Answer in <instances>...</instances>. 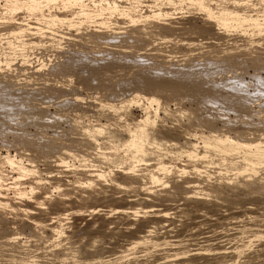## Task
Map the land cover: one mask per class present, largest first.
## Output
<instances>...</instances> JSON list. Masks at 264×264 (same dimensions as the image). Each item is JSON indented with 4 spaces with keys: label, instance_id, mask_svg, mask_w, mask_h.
<instances>
[{
    "label": "rangeland",
    "instance_id": "rangeland-1",
    "mask_svg": "<svg viewBox=\"0 0 264 264\" xmlns=\"http://www.w3.org/2000/svg\"><path fill=\"white\" fill-rule=\"evenodd\" d=\"M61 1L41 5L58 15L46 24L0 0V157L34 150L15 159L37 169L34 183L0 169L19 182L3 193L0 264H264V0H197L214 14L195 0H122L86 18ZM123 116L145 118L150 148L133 168L114 144L133 126ZM217 135L248 143L220 162ZM86 138L103 152L83 166L73 156L91 149Z\"/></svg>",
    "mask_w": 264,
    "mask_h": 264
},
{
    "label": "bare ground",
    "instance_id": "bare-ground-1",
    "mask_svg": "<svg viewBox=\"0 0 264 264\" xmlns=\"http://www.w3.org/2000/svg\"><path fill=\"white\" fill-rule=\"evenodd\" d=\"M49 1H51V0H6V3L5 4H7V8H8V11H6L7 13H11L14 9H15V11L17 10L16 9V7H22V8H24L26 11L25 12H27L25 15H26V17L28 16L29 18L31 17V18H36V23H39V21L41 22H43V23H46V24H52V22L54 23V21H56V20H58V15H56V14H53V13H44V12H42V10H43V8H42V4H45L46 2H49ZM84 1L85 0H62L61 1V3H62V5L63 6H68V5H72L74 8H76V10H82V12H80L81 13V16H82V18H86V17H95V16H97V17H100V15L99 14H101V16H102V13H104L103 11L104 10H110V11H112V13H113V11H115L118 7H120V3H122V0L120 1V0H95V2H96V4H94L93 3V1H91L93 4H94V6H95V9L92 11L91 9H89V8H91V7H86V6H88V5H84ZM88 1V0H87ZM124 1V0H123ZM126 1V0H125ZM125 1H124V4H126L125 3ZM128 1V0H127ZM131 1V0H130ZM196 2H197V4L199 3V1H197V0H195ZM133 2V1H132ZM135 2V1H134ZM138 2V1H137ZM139 2H140V0H139ZM156 2H158V0L156 1ZM194 2V1H193ZM200 2H203V1H200ZM153 3V2H152ZM155 3V2H154ZM86 4V3H85ZM92 4V5H93ZM129 4V3H128ZM127 4V5H128ZM131 4V3H130ZM130 4L128 5V7L130 6ZM207 4V3H206ZM82 5V6H81ZM91 5V6H92ZM134 6H135V4H133ZM132 5V6H133ZM137 5V4H136ZM160 5V4H159ZM201 8H203L204 6H202V5H205L204 3H201V5L200 4H198ZM218 5V4H217ZM122 6V5H121ZM124 6V5H123ZM132 6H130L131 8H132ZM139 6V5H138ZM206 7H205V11H207L208 9L207 8H209V9H211L210 8V6H208V5H205ZM43 7H45L44 5H43ZM80 7H82L83 9H81ZM128 8V9H125L124 11H123V14H128V13H131V8ZM42 10H41V9ZM93 8V7H92ZM161 8V7H160ZM225 8V7H224ZM135 9V8H134ZM159 9V8H158ZM220 9V8H219ZM212 10V9H211ZM14 11V12H15ZM76 12L77 14L79 13V12ZM109 11V12H110ZM117 11V10H116ZM159 11H160V9H159ZM210 10H208V12H207V14L208 13H213V12H209ZM219 11V10H218ZM221 12H222V10H220ZM219 11V13L218 14H220L221 12ZM226 11H228V10H225L224 11V14L226 15H224L223 14V12H222V14H223V17H227V12ZM235 11V9L233 10V11H229V13L230 14H233V16L234 15H238L237 13H239V11L237 12V10H236V12H234ZM6 12H5V16H6V18H7V14H6ZM100 12H102V13H100ZM156 12H158V10L156 11ZM155 11H154V13H156ZM4 13V12H3ZM9 13V14H10ZM13 13V12H12ZM12 13L10 14V15H12ZM9 14H8V16H9ZM111 14V13H110ZM152 14V13H151ZM156 14H158V13H156ZM206 14V15H207ZM214 14V13H213ZM217 14V15H218ZM243 13H241V15H242ZM246 14V13H245ZM3 15V14H2ZM99 15V16H98ZM112 15V14H111ZM221 15V14H220ZM229 15V14H228ZM239 15H240V13H239ZM238 15V16H239ZM241 15H240V17L238 18L237 17V21H242L243 20V22H244V20H248V18L246 17L247 15H245L244 17H241ZM244 15V14H243ZM242 15V16H243ZM4 16V17H5ZM14 16V15H13ZM13 16L12 17H8L7 19H9L10 18V20L13 18ZM17 16H19V15H16V17ZM222 16V15H221ZM21 17V16H20ZM27 17V18H28ZM249 17V16H248ZM0 18H2V17H0ZM6 18H4V19H6ZM18 18V17H17ZM17 18H16V21H18L17 20ZM109 18V17H108ZM222 18V17H221ZM231 18H232V16H231ZM234 18H236V17H234ZM233 18V19H234ZM250 18V17H249ZM228 19V18H227ZM9 20V21H10ZM13 20H15V16H14V19ZM20 21H23V19L21 20V19H19ZM29 20V19H28ZM225 20V19H224ZM230 20V19H229ZM254 20V19H253ZM15 21V22H16ZM222 21V20H221ZM243 22L241 23V24H243ZM259 22V21H258ZM13 23V22H12ZM34 23V22H33ZM224 23H226V22H224ZM15 24V23H14ZM20 24H23L22 22H20ZM45 24V25H46ZM38 25V24H37ZM40 25H42V23H40ZM44 25V24H43ZM12 27V26H11ZM3 28H5V27H3ZM33 29H34V27H33ZM36 29H38V28H35V30ZM7 30V29H6ZM5 30V31H6ZM27 30V29H26ZM3 31V30H2ZM13 31V30H12ZM19 31H22V29L21 30H19ZM14 32H16V30L14 31ZM24 32V31H23ZM22 32V33H23ZM6 33V32H5ZM9 33H10V31H9ZM8 33V34H9ZM13 33V32H12ZM11 33V34H12ZM20 33V32H19ZM30 33V32H29ZM35 33V32H34ZM15 35H17L16 33H15ZM34 34H32V36H33ZM20 36V35H19ZM15 37V36H14ZM13 37V38H14ZM17 37H18V35H17ZM21 37H24V36H22V34H21ZM20 38V37H19ZM29 38V37H28ZM16 39V38H15ZM30 39V38H29ZM32 39V38H31ZM7 40H9V39H7ZM10 41H11V39H10ZM12 41H15V40H12ZM6 42V41H5ZM4 43V42H3ZM7 44V43H6ZM8 44H10V43H8ZM5 45V44H4ZM8 47V46H7ZM8 55V54H7ZM73 60V59H72ZM76 60V59H75ZM88 60V59H87ZM96 66V65H95ZM75 67V66H74ZM86 75V74H85ZM101 77V76H100ZM162 77V76H161ZM181 78V77H180ZM172 80H173V78H172ZM174 81V80H173ZM170 82V81H169ZM98 84V83H97ZM174 84V83H173ZM151 85V84H150ZM169 86V85H168ZM174 86V85H173ZM178 86V85H177ZM127 87V86H126ZM134 87V86H133ZM128 88V87H127ZM140 88V87H139ZM175 88H177V87H175ZM174 88V89H175ZM132 89V88H131ZM143 90V89H142ZM8 92V91H7ZM135 92V91H134ZM138 92V91H137ZM2 93V92H1ZM0 93V94H1ZM138 93H136L135 95H136V97H138L139 98V96L141 95H137ZM134 95V96H135ZM29 96V95H28ZM133 96V95H132ZM131 96V97H132ZM142 97V96H141ZM11 98V97H10ZM6 99V98H5ZM220 100V99H219ZM6 101H7V99H6ZM8 102V101H7ZM229 102V101H228ZM1 103V102H0ZM10 103V102H9ZM8 103V104H9ZM71 103V102H70ZM109 103L110 102H108V105H109ZM125 103V102H124ZM4 104V103H3ZM7 104V103H6ZM102 104V103H101ZM107 104V103H106ZM121 104H123V103H121ZM121 104H119V105H121ZM9 105H11V104H9ZM31 105V104H30ZM39 105V104H38ZM110 105H111V103H110ZM26 107V106H25ZM42 107V106H41ZM120 108H122V107H120ZM117 109V108H116ZM115 107H114V112H113V114L115 113ZM3 110V109H2ZM121 111H122V109H121ZM63 112V111H62ZM116 112H118V110H116ZM119 113L120 114H118V115H121V112L119 111ZM113 114H111L110 116H111V118H110V121H108L107 120V124L108 123H115V122H118V120L116 121L115 119H119L118 117H117V114L115 113L114 115ZM124 117V116H123ZM122 117V118H123ZM126 117V116H125ZM124 117V118H125ZM126 119V121L124 120V119H122V121L124 120V122H122L123 124V130L125 129V128H127V126L129 127V126H132L131 128L132 129H129V130H127L126 132L125 131H123L122 129H118V128H116L117 129V131L118 132H120L121 130L123 131V132H121V133H123L122 135V137L120 136V138L118 139V141L117 140H115L114 138V140H115V142H114V144H115V149L117 148L118 150H120V149H123V151L121 150V152H120V154H119V158H120V162H119V164L120 163H125L126 161H128L129 160V163H128V165L127 166H129L130 168H133L134 167V163H133V161H136V157H137V154L139 153V154H142L145 150H147V149H149L150 148V146H149V148H146L147 146H146V138H142L141 139V137L142 136H147V134H144V132H143V134H141V132H140V130H139V128H140V126L145 122V118L143 119V120H137L136 118H130V117H128L127 116V118H125ZM11 120V119H10ZM115 121V122H114ZM114 125V124H113ZM96 126V129L97 130H100L101 128H104L106 125L105 124H99V125H95ZM108 126V125H107ZM91 127H93V125H91ZM44 128V127H43ZM88 128H89V126H88ZM94 128V127H93ZM86 129V128H85ZM91 128H89L88 130H90ZM95 129V128H94ZM115 129V130H116ZM11 130V129H10ZM43 130V129H42ZM93 130V129H92ZM126 130V129H125ZM111 131L112 130H110V133H111ZM88 132V131H87ZM113 133L112 134H114V135H116L117 133L114 131V129H113V131H112ZM91 134H89V136H90ZM5 136V135H4ZM93 136L94 135H92V138H93ZM91 137V136H90ZM95 137V136H94ZM102 138H103V140H106V141H114L112 138H109V137H106V136H102ZM18 139V138H17ZM87 139V138H86ZM97 140H98V137L96 138ZM96 139H92V141H90L91 140V138H90V140H86L87 141V144L89 143V145H86V143H83V144H85L86 146H85V148L88 146L89 148H91V149H88V148H86V150L88 151V150H90L88 153H87V151L86 152H83V153H85V154H83V155H81V154H79V153H75V155L73 156V158L75 157V158H77V159H79V161L81 162V164L83 165V166H85L84 164H86L85 162L86 161H88V163L93 159L92 158V156L95 154V152H93L94 150L96 151V154H95V156L98 154V152L100 151V149L98 148V144H97V140ZM160 139H162L161 137L159 138V137H157V140L156 139H154V142H159L160 141ZM221 139H223V136H221V135H217L215 138H213L212 140H210V146H211V149H212V151H214L215 149H219V151H220V154H219V152H218V154L220 155V158H219V160H220V162L222 161H224L226 158H228V154H229V152L232 150V151H236V150H242L243 148H245V146H246V143H248V141L247 140H241V142H239V144L238 145H223L220 141H221ZM59 140V139H58ZM117 141V142H116ZM21 142V141H20ZM151 142V141H150ZM19 144V143H18ZM113 144V145H114ZM25 146V145H24ZM110 147H113V146H111V145H109ZM119 146H121L120 147V149H119ZM191 146V145H190ZM190 146H189V148H190ZM21 147H23V145L21 146ZM114 147L113 148H111V149H113L112 151H114L115 149H114ZM126 147V148H125ZM153 148H157V147H155V146H152ZM194 147V146H193ZM26 148V147H25ZM28 148V147H27ZM107 148H108V146H107ZM159 148V147H158ZM31 149H34V148H31ZM97 149L99 150L98 152H97ZM106 149V148H105ZM110 149V148H109ZM164 149V148H163ZM166 149V148H165ZM214 149V150H213ZM92 150V151H91ZM118 150H116L117 152H118ZM151 150V149H150ZM192 150H195L194 148L192 149H190V150H186L187 152H189V153H194V151H192ZM24 151H27V150H25L24 149V147L23 148H20V146H19V148H16L15 147V154H10V152L8 151L7 152V154L4 156V157H0V169L2 168V169H4L3 167H4V163H8V164H10L11 165V167L13 166V167H16L17 169H15V170H18V177H17V179H19V178H27L28 179V182H30V183H34L35 182V179H37V177H36V173H37V169H36V167H32L31 165H29L28 167H26V166H22L21 164H20V160L18 161V160H16L15 159V155L17 154V153H19L20 154V156L21 155H25L26 154V156H27V159L28 160H32L34 157H36L35 156V151L33 150V151H31L30 150V152H28V153H24ZM84 151H85V149H84ZM152 151V150H151ZM165 151V150H164ZM180 151V148H178V151L177 152H179ZM210 151V150H209ZM72 152V151H71ZM102 152L103 151H100L99 152V154L101 153L102 154ZM105 153L107 152V151H104ZM116 152V153H117ZM81 153V152H80ZM92 153V156H91V160H90V158H89V156L88 155H90ZM94 153V154H93ZM192 153V154H193ZM195 153H197L196 151H195ZM211 153V152H210ZM210 153H208V154H210ZM37 154V153H36ZM73 154H74V152H73ZM100 154V155H101ZM107 154V153H106ZM105 154V155H106ZM112 154V153H111ZM111 154H109V156H111ZM117 154V155H118ZM207 154V155H208ZM218 154H215V155H217L218 156ZM23 155V157L21 156V158H23V159H26V157ZM99 155V156H100ZM113 155V154H112ZM78 156H79V158H78ZM86 156V157H85ZM94 156V157H95ZM103 156V155H102ZM102 156H100V157H102ZM108 156V155H107ZM160 156V155H159ZM158 156V165H162L163 164V162H162V160H160L161 159V157L163 156L164 157V155H162V156H160L159 157ZM190 156H192V155H190ZM217 156H215V157H217ZM25 157V158H24ZM98 157V156H97ZM104 157V156H103ZM117 157V156H116ZM163 157H162V159H163ZM166 157V156H165ZM164 157V158H165ZM170 157V156H169ZM171 157H173V156H171ZM213 157V155L211 156V158ZM108 158V160H109V157H107ZM152 158V157H151ZM214 159V158H213ZM217 159H218V157H217ZM166 160V159H165ZM164 161V160H163ZM204 161V160H203ZM92 162V161H91ZM104 162V161H103ZM132 162V163H131ZM155 162H157V161H155ZM205 162V161H204ZM31 163V162H30ZM168 163H169V161H168ZM219 163V162H218ZM118 164V165H119ZM87 165H89V164H87ZM3 166V167H2ZM20 166H22V167H20ZM111 166H112V164H111ZM125 166V165H124ZM124 166H122L121 168H123ZM126 166V167H127ZM12 167V168H13ZM109 167V166H108ZM114 167V166H113ZM102 169V168H101ZM108 169H110V168H108ZM113 169V168H112ZM106 170H107V168L105 169V170H102L101 172L100 171H98V170H96L95 172H97V174L98 175H103V174H106V173H109V172H106ZM114 170H116V169H114ZM6 171V170H5ZM127 171V170H126ZM178 171V170H177ZM104 172H106V173H104ZM119 172H120V170H119ZM92 173V172H91ZM150 177H151V179L153 180L154 178H156L154 175H150ZM42 179V178H41ZM68 179V178H67ZM160 179V178H159ZM38 180H40V179H38ZM81 180V179H80ZM84 180V179H83ZM155 180V179H154ZM157 181H158V179H156ZM161 180V179H160ZM159 180V181H160ZM90 181V180H89ZM92 181V180H91ZM17 184H19V182H17L16 181V179H12V178H9V175L8 174H6V173H4V172H2V171H0V206H4L6 203H7V201L9 200V199H7V197L5 196H3V193L5 192L4 191V189H9L10 187H12L13 185L15 186V185H17ZM33 185V184H32ZM130 186H131V184H130ZM38 187V186H37ZM42 188V187H41ZM44 189V188H43ZM43 189H42V191H43ZM93 190V189H92ZM40 192V193H37L36 194V196H33V197H30L31 199H29V200H33L32 202L30 201V203L33 205L35 202H36V204L38 203H40L41 201H43V202H45L44 200H46V199H44V198H46V193H44L45 192V190L43 191V192ZM94 191V190H93ZM23 192H21V191H19V193L18 194H22ZM150 194H152V193H150ZM91 196V195H90ZM65 200V199H64ZM40 201V202H39ZM48 201H51V200H48ZM53 201V200H52ZM51 201V202H52ZM42 202V203H43ZM53 204H55V203H57V202H52ZM51 203V204H52ZM13 205H15V204H13ZM28 205V204H27ZM30 205V204H29ZM48 205V204H47ZM63 205H65V204H63ZM150 205H152L151 203H150ZM50 206V205H49ZM56 206L57 205H55V208H56ZM97 206V205H96ZM114 206V205H113ZM35 207V206H34ZM39 207H40V205H39ZM53 207H54V205H53ZM53 207H51V208H53ZM89 207V206H88ZM92 207V206H91ZM116 207H118V206H116ZM131 207V206H130ZM1 208V207H0ZM30 208H31V206H30ZM32 208H33V206H32ZM31 208V209H32ZM52 209V212H50V214H52L51 216H52V218H53V216L54 215H58L59 216V212H61V213H63L62 211H60L59 209ZM58 208H62L63 209V206L62 207H58ZM2 209V208H1ZM30 209V210H31ZM37 209H38V207H37ZM40 209V208H39ZM117 209V208H116ZM118 209H119V207H118ZM120 209H122V208H120ZM4 210H6V209H4ZM7 210H9L8 208H7ZM66 210V209H65ZM64 210V211H65ZM3 211V209L1 210V212ZM32 211H34V210H32ZM40 211V210H39ZM45 212V211H44ZM158 212V211H157ZM47 213V212H46ZM59 213V214H58ZM48 214V213H47ZM120 215H121V213H120ZM26 216V215H25ZM158 216V215H157ZM50 217V216H49ZM49 217H47L48 219H49ZM60 217V216H59ZM22 218V217H21ZM38 219H39V217H37ZM52 218H50V219H52ZM54 219H55V221H56V218L54 217ZM59 219H61V218H59ZM39 220H41V222L43 223L44 221H46L47 219H46V217H42V218H40ZM57 220H58V218H57ZM49 221V220H48ZM52 221V220H51ZM61 221V220H60ZM53 222H54V220H53ZM56 222H58V221H56ZM55 222V223H56ZM49 223V222H48ZM50 223H52V222H50ZM62 223V222H61ZM30 224V223H29ZM33 223L31 222V224L30 225H32ZM45 224V223H44ZM33 225H35V224H33ZM48 225V224H47ZM55 225V224H54ZM57 225V224H56ZM58 225H59V223H58ZM42 226V225H41ZM45 226V225H44ZM51 226H53V225H51ZM50 226V227H51ZM54 227V226H53ZM46 228V227H45ZM52 228V227H51ZM55 228H58V226L57 227H55ZM11 229H12V227H11ZM14 229V228H13ZM53 229V228H52ZM57 230V229H56ZM60 231V230H59ZM12 233H13V230H12V232H11V235H12ZM17 233V232H16ZM9 235H10V233H9ZM13 239H15V237L13 236ZM141 239V238H140ZM8 257V256H7ZM5 260V259H4ZM16 264V263H15Z\"/></svg>",
    "mask_w": 264,
    "mask_h": 264
}]
</instances>
